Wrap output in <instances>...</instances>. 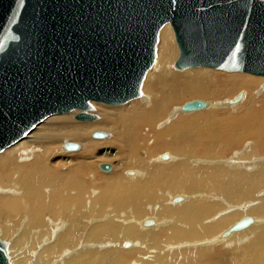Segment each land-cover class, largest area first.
Wrapping results in <instances>:
<instances>
[{"label":"bare ground","instance_id":"1","mask_svg":"<svg viewBox=\"0 0 264 264\" xmlns=\"http://www.w3.org/2000/svg\"><path fill=\"white\" fill-rule=\"evenodd\" d=\"M156 51L152 71L150 69L147 72L142 84L140 99L135 100L138 96L133 101L117 106L93 102V112L97 115L93 122L73 121L72 118L79 113L77 110L54 115L36 126L22 140L0 152V239L12 238L16 235L14 232L20 235L12 244L8 243L7 249L13 252L16 246L15 250L24 248L23 252H26L40 246L42 235L49 237L52 234L50 240L53 239L54 243L46 242V245L41 246L42 255L47 261H56L52 264H92L89 259L95 254L103 264H114L121 247V252L128 255L138 251L137 244H140V248L146 246V242H150L152 247L164 244L174 248V244L184 242L175 247L179 250L186 247L188 250H181L179 254H182L186 264H196L197 261H207L210 256L207 253L213 255L218 245H224L229 250L233 244H237L235 247L238 250L229 252L236 254V262L264 264V196H259L260 192L264 194V159H255L264 154V104L262 102V107L259 106V98V110L247 118H233L231 122L220 121L217 116L204 118L202 114L210 109L240 107L252 88L260 85V79L247 73L233 75L204 67L170 72L167 68L175 66L178 57L170 24L161 29ZM259 77L262 79V76ZM239 93L241 99L231 104ZM193 98L208 100V103L204 101L207 107L184 114L180 109L184 103L177 105ZM145 102L148 104L143 105ZM97 132L107 133L108 137L93 138ZM228 136H236L244 141L251 138L256 142L255 146L253 143L252 153L247 152L244 158L237 157L236 162H233L234 158L230 164H235L231 166L225 165L226 160L224 164H219L218 159H215L222 156L225 159L229 143L232 142L231 139L228 141ZM30 137L29 142H25ZM71 141L81 146L78 145L74 151H67L65 146ZM104 146L116 151L115 161L117 165L123 166L122 170L135 166L140 168L132 170L134 172L126 170L125 176L117 171L112 180H101L102 184L106 183L100 192L89 193L92 189L88 174L92 167L98 166L100 170L99 166L106 164L103 163L106 156H102L98 162L91 161L98 149ZM165 151L175 156H169ZM59 156L71 159L72 163L66 168L59 164L56 167L52 163ZM199 156L208 160L190 159ZM198 164L199 168H196L194 165ZM200 164L204 167H200ZM112 170L102 172L109 174ZM193 171H196L195 176ZM145 178L151 182H143ZM125 184L131 186L126 187ZM157 189L161 190L163 200L151 204L157 201ZM117 190L120 196H117ZM150 190H154V194H149ZM112 200L118 205L122 202V205L128 204L122 209H107ZM76 206L78 210L72 213ZM100 208L103 211H121L118 218L116 212L104 214L109 216L105 222L92 226L88 232L84 221L88 219L90 210L96 213ZM101 213L104 212L96 215ZM128 215L136 217V221L131 219L128 223V220H119L120 216L125 219ZM250 216L253 223L247 228L225 234L234 223ZM55 217L58 219L56 222L53 221ZM47 220L55 224L51 226ZM147 222L150 224L147 225ZM179 224L186 225L188 229H182ZM248 235L254 238L247 241ZM107 236L117 243L101 255L98 242L106 241ZM79 239L82 245L89 239L97 243L77 249L73 246ZM127 239L133 241V247V243L123 242ZM194 239L203 240V243H195L196 240L192 244L196 248L191 250L190 242L186 241ZM64 246L68 248L65 250ZM92 246L98 250L91 249ZM72 247L77 249L76 252L71 253L70 250L68 253ZM129 248L128 251L124 250ZM161 249L164 250V247ZM22 254V257L19 255L17 258L15 255L13 258L21 260L25 253Z\"/></svg>","mask_w":264,"mask_h":264},{"label":"water","instance_id":"2","mask_svg":"<svg viewBox=\"0 0 264 264\" xmlns=\"http://www.w3.org/2000/svg\"><path fill=\"white\" fill-rule=\"evenodd\" d=\"M166 24L179 52L177 69L264 77V0H0V152L54 115L77 110L75 120L89 122L96 119L91 103L137 98ZM206 107L195 99L180 109ZM252 223L244 217L225 234ZM0 264H8L2 240Z\"/></svg>","mask_w":264,"mask_h":264},{"label":"rangeland","instance_id":"3","mask_svg":"<svg viewBox=\"0 0 264 264\" xmlns=\"http://www.w3.org/2000/svg\"><path fill=\"white\" fill-rule=\"evenodd\" d=\"M174 35V34H173ZM174 40H175V38H174ZM158 43H159V40H158ZM176 49H177V45H176ZM157 50H158V44H157ZM177 51H178V49H177ZM178 55H179V52H178ZM156 56H157V51H156ZM156 58V57H155ZM178 58V57H177ZM177 60V59H176ZM174 64H175V62H174ZM174 68H175V66H172V67H168L167 69L170 71V72H178L179 70H181V69H175L174 70ZM199 68H203V67H199ZM186 69V68H185ZM188 69V68H187ZM189 69H197V68H189ZM203 69H206V68H203ZM207 69H210V68H207ZM213 70H215V69H213ZM151 71H152V69H151ZM217 71H219V72H221L220 70H217ZM223 73H227V74H236V75H240V74H245V73H239V72H234V73H232V72H224V71H222ZM247 75H250V74H247ZM250 76H253V75H250ZM253 77H256V78H259L260 79V81H259V86L257 87V88H252V90L249 92L250 94L247 96V99H245L244 101H242L240 104H241V106L240 107H238V105H237V107L235 106V108L233 109V107H224V108H222V109H214V110H212V109H210V111H205V113H202L203 114V116H204V118H211V117H219V118H217V119H219L220 121H229L230 120V122H231V119H233V118H241V117H243V118H247V117H249V115H251V113H253L254 111H257V110H259V106L260 107H262V105L264 104V77H262V79H261V77H259V76H253ZM239 91H242V89L241 90H238V91H236L231 97H233L236 93H238ZM245 93V92H244ZM142 94V91H141V93H140V95ZM259 95H261V96H259ZM231 97H228L229 99L231 98ZM151 98V97H150ZM260 98V100H261V102L260 101H257L258 99ZM138 99H140V96L137 98V99H135V100H138ZM147 99H148V97H147ZM195 99H199V100H203V101H205V102H207L208 103V100H206V99H203V98H193V99H186V100H184V101H182L180 104H178L177 106H179V105H182L183 103H185V102H188V101H192V100H195ZM220 100L222 99H226V98H219ZM227 100V99H226ZM133 101V100H132ZM139 103H140V101H138ZM257 102H260V105L258 106L257 105ZM262 102H263V104H262ZM143 104V103H142ZM146 104H148L147 102H145L143 105H146ZM239 104V105H240ZM259 104V103H258ZM92 106V105H91ZM227 111H226V110ZM232 109V110H231ZM79 113H80V111H78ZM89 113L90 114H92V115H94L95 117L97 116L94 112H93V108H92V110L91 111H89ZM217 115H216V114ZM247 113V114H246ZM181 114V113H180ZM183 114V113H182ZM184 114H186V113H184ZM201 114V115H202ZM215 115V116H214ZM72 120L73 121H77V120H75V118L73 117L72 118ZM77 122H81V121H77ZM93 122V121H92ZM231 124V123H230ZM168 124H166L165 126H167ZM100 133H102V132H100ZM102 134H104L105 136H107L108 137V134L107 133H102ZM36 136V135H35ZM107 137H105V138H107ZM229 138H228V141L230 140V142L231 143H229V151H227V153L225 154V159H224V156H222V157H216L215 159H218V163L219 164H221L222 162H223V164H224V161L226 160V164L225 165H228L229 164V166H231L232 164H230L231 162H232V160H234V158H235V160L233 161V162H236V160H238V158L237 157H239V158H244V156H245V154H247V152L248 153H252V148H253V143H254V146H255V144H256V142H253L252 141V139L251 138H247V139H245V141H244V139L242 140V138L241 139H239V137H236V136H228ZM33 138V137H32ZM236 138V139H235ZM31 139V137L30 138H28L25 142H29V140ZM91 139H92V136H91ZM232 139H234V140H232ZM248 139H250V140H248ZM93 140V139H92ZM105 140V139H104ZM237 140V141H236ZM234 141V142H233ZM238 141H241L240 143H238V144H236L235 142H238ZM252 141V142H251ZM72 143H76L77 145H79V146H81L79 143H77V142H73V141H71ZM243 143H244V145H243ZM250 143L252 144V145H250ZM233 144V145H232ZM232 145V146H231ZM246 145V146H245ZM234 146V147H233ZM244 147V149H242ZM232 149V150H231ZM238 149V150H237ZM240 149V150H239ZM241 149H242V151L244 152V154L242 153V151H241ZM250 149V150H249ZM231 150V151H230ZM236 150V151H235ZM246 152H245V151ZM62 151V153L64 152L63 150H61ZM238 151V152H237ZM240 151V152H239ZM169 156H172V155H174V154H172V152H170V151H165ZM162 153H164V152H162ZM161 153V154H162ZM158 154H160V153H158ZM106 156V160L105 161H103V163H106V164H109L112 168H113V170H112V172L111 173H109V174H106V173H103L102 171H100V170H98L97 169V167L96 168H94V167H92V171H91V173L90 174H88L89 175V186L91 187V189L92 190H90L89 191V189H88V191H89V193L91 192V191H93V192H100L101 191V189H103V187L105 186V183L104 184H102V179L103 178H106V181L108 180V179H110L111 178V180L113 179V177L114 176H116V174H117V171L119 172L120 171V175L121 176H125V172H126V170H129V171H131V172H134L135 170L134 169H137V168H140V166H135V167H130L131 169H125V170H122V165H117V163H116V161H115V155H116V151L115 150H110V148H107L106 146H104V147H102V148H100V149H98V151L95 153V157H94V159H93V161H91V163H93V162H98L99 161V159L102 157V156ZM175 156V155H174ZM198 156V155H197ZM228 156V157H227ZM253 156H256L255 154L253 155ZM232 157V158H231ZM191 158H193V159H191ZM206 161V160H208V158H204V157H200L199 156V158L198 157H190V159L191 160H198L199 159V161H200V159L202 160V161H204L203 159ZM222 158V159H221ZM188 160V161H190L191 162V160ZM215 159H214V162H216L217 163V160L215 161ZM249 159H252V158H249ZM255 159H264V154H262V155H259L257 158H255ZM222 160V161H221ZM230 160V161H229ZM211 161V160H210ZM213 161V160H212ZM227 161H229V162H227ZM67 162H69L68 164H65V163H67ZM214 162H212V163H214ZM246 162H250V163H253V162H251V161H246ZM72 163V161H71V159H67V157H62V156H59L58 158H56L55 160H54V162L52 163L53 165H55L56 167H57V165L59 164V165H61V167H67L69 164H71ZM100 164V163H99ZM235 164V163H234ZM233 164V165H234ZM203 164H200V167L202 166ZM192 166V165H191ZM194 166H196V168H199L198 166H199V164L198 165H194ZM209 166V165H208ZM215 166V165H214ZM202 167H204V166H202ZM67 170V169H66ZM132 170H134V171H132ZM139 170V169H138ZM242 170H244V167H243V169ZM196 171H193V175H194V173H195ZM198 174V172L196 173V175ZM127 175V174H126ZM195 176V175H194ZM142 181L144 182H151L150 180H147L146 178L145 179H142ZM125 186L126 187H130L131 185L130 184H125ZM154 190H150V192H149V194L151 193V194H154V192H153ZM156 192V196H157V201H155V202H153V203H151V204H154V203H157L158 201H162L163 200V197L161 196V190L160 189H157V191H155ZM89 193H87V196L86 197H88V194ZM116 194H117V196H120V193H119V191L117 190L116 191ZM91 195H92V193H91ZM90 195V196H91ZM97 195V194H96ZM100 196H101V194H99ZM107 196V195H106ZM259 196H264V194H262L261 195V192L259 193ZM121 202L123 201V200H120ZM123 203V202H122ZM122 203H119V205L117 204V202L116 201H114V200H112L111 202H110V204L109 205H107V209L108 208H114V209H118V207L119 208H123V207H125L124 205L126 204H128V203H124L123 205H122ZM221 203V202H220ZM120 206H122V207H120ZM74 208V207H73ZM78 206H76L75 207V211L74 212H72V213H76V211L78 210ZM107 211V213H105ZM106 211H103L101 208H100V210L99 211H96V213H95V211H93V212H91V210H90V214H89V216L87 217L88 219L87 220H85L84 221V223H85V225H86V228H88V232H89V230H90V228L92 227V226H94V225H96V224H102V223H104L105 222V218H108L109 216H106V215H104V214H110L111 212H116L117 214H118V216H117V218L119 217V213H120V211L121 210H106ZM100 212H104V213H101L100 215H96V214H99ZM122 215V214H121ZM48 216V215H47ZM49 217H50V215H49ZM121 218H119V220H125L126 222H127V220H128V223L131 221V219H133L134 221H136L135 220V218H133V217H131L130 215H128V216H126L127 218H125L124 219V217L122 218V216H120ZM131 217V218H130ZM147 217H150V216H147ZM152 217V216H151ZM251 217V216H250ZM253 217V216H252ZM172 218V217H171ZM254 218V217H253ZM48 219V218H47ZM50 219H51V217H50ZM56 217H55V219L53 220L54 222H56ZM130 219V220H129ZM145 219V218H144ZM118 220V221H119ZM137 220H140V219H137ZM141 220H143V219H141ZM48 221V220H47ZM46 221V222H47ZM57 221H58V219H57ZM133 221V222H134ZM49 223H50V221H48ZM47 222V223H48ZM125 222V223H126ZM48 223V224H49ZM51 224V226H52V224H55V223H50ZM120 224H123V222H120ZM47 225V224H46ZM56 225H59V227H60V224H56ZM119 225V224H118ZM65 226H66V224H65ZM179 227H181L182 229H188L187 228V226L186 225H184V224H179L178 225ZM138 228H140L139 227V225H138ZM151 228H153V227H151ZM150 228V229H151ZM140 229H142V228H140ZM53 231H54V226H53V229H52ZM145 230V229H144ZM159 230V229H158ZM157 230V231H158ZM156 231V232H157ZM88 232H87V234H88ZM15 236H13L12 238L10 237V238H8V239H2V241H6L7 242V246H8V243L10 244H12L13 243V241L15 240V239H17V238H19L18 236H20V235H18L19 233H16V232H14L13 233ZM12 234V235H13ZM18 235V236H17ZM46 234H44V235H42L41 236V239L39 240V243H40V241L42 242L41 244H40V246H37V248L36 247H34V248H31V250H28V251H26V252H23L24 251V248H17V250H15V248H16V246H15V248L14 247H11V248H14L13 249V252L11 251V250H9V249H7V257H8V255H10L9 257H8V264H52L53 262H56L55 260L54 261H52V263L51 262H48L47 261V259L44 257V255H42V249L43 248H41V246H44V245H46L47 243L46 242H48V244H52V242H53V239H51L50 240V238H51V235L52 234H50V236L48 237V235H46ZM42 237H43V239H44V241H43V239H42ZM48 237V238H47ZM248 240L247 241H250V240H252V238H254L253 236H249L248 235ZM1 240V239H0ZM19 240V239H18ZM48 240H50V241H48ZM106 241H104V242H102V243H100V242H98L99 243V249L101 250V252H100V254L101 255H103L104 254V250H106V249H108V248H110V247H112V248H114V243H117V242H114L113 243V240H111L110 238H109V236H107V238L105 239ZM117 240V239H116ZM197 240V241H196ZM16 241V240H15ZM80 241V239L77 241V243H76V246H73V247H76L77 249L79 248H83L84 247V245L86 246V245H90V244H93V243H97V242H94V241H91V239H89V241H87V242H85L84 241V243H83V245L81 244V242H79ZM110 243H109V242ZM118 241V240H117ZM130 242V243H133V241L132 240H129V239H127V240H125V241H123L124 243L125 242ZM196 241V242H195ZM79 242V243H78ZM187 243H189L190 242V246H192V244H194L193 242H195V243H197V242H200L199 244H201V243H203V240L201 241V240H198V239H194V240H192V241H186ZM44 243H46V244H44ZM54 243V242H53ZM113 243V244H112ZM148 243L150 244V245H148ZM181 243H184V242H178L177 244H174L175 246H178L179 244H181ZM77 244H78V246H77ZM79 245H80V247H79ZM113 245V246H112ZM133 245H134V243L131 245L132 247H133ZM145 245L146 246H143V245H141V246H143V248H140V244H137V246H136V249H138V251H134L133 253H131V254H128V255H125L124 254V252H121V250L123 249V247H121V250H116V251H118V252H120V255H119V257H121V258H119L118 257V259H116L115 260V262L116 263H114V264H156V263H158V264H186L185 263V261L183 260L184 258L182 257V254L180 253L179 254V252L181 251V250H188L186 247H183V248H181L180 250L177 248V247H175L174 246V248H171L170 246H172V245H165L164 246V244H161V245H155L156 247H152L151 246V243L150 242H146L145 243ZM130 246V247H131ZM162 246L164 247V250L163 249H161L162 248ZM199 246H201V245H197V247H199ZM235 246H237V244H233L231 247L232 248H229V250L227 249V247L226 246H224V245H218L216 248H217V251H216V253H215V251L212 253L213 255H211V254H208L207 253V256L208 255H210L209 256V259H208V257H206V259H208L207 261H200L199 263H198V261H197V263L196 264H216V263H219V264H242L243 262H236V260H235V258H236V254H234V255H232V254H230L229 252L230 251H232V250H238V249H236V247ZM64 247H66L65 248V250L68 248L67 246H64ZM72 247V248H73ZM131 247V248H132ZM69 249L68 250V253L70 252V250H71V253L72 252H76L75 251V249L76 248H73V249ZM97 247L96 246H92L91 247V249H96ZM120 248V247H119ZM131 248H129V249H124L125 251L127 250H130ZM157 248V249H156ZM184 248H186V249H184ZM189 248H191V250H192V248L194 249V248H196L195 246H192V247H189ZM19 249H20V251H19ZM76 249V250H77ZM90 249V250H91ZM115 249H118V247L117 248H115ZM159 249V250H158ZM169 249H171V250H169ZM218 249H220V253H218ZM227 249V250H226ZM9 250V251H8ZM73 250V251H72ZM96 250H98V249H96ZM169 250V251H168ZM172 250H174L173 252H172ZM226 250V251H225ZM11 251V252H10ZM143 251V252H142ZM152 251V252H151ZM154 251V252H153ZM157 251V252H156ZM164 251V252H163ZM221 251H223L222 253H221ZM224 251H225V253H224ZM10 252V254H8ZM18 252V253H17ZM20 252H22V253H25V255H24V258L23 259H21V260H18V259H16L15 257H20L21 256V254H20ZM138 252H140V253H142V255L141 254H139ZM159 252V253H158ZM163 252V253H162ZM167 252V253H166ZM182 252V251H181ZM226 252H228L227 254H226ZM152 253V254H151ZM169 253V254H168ZM209 253H211V252H209ZM121 254H123V255H121ZM167 254V255H166ZM177 254V256H175V255ZM203 254H205V253H203ZM217 254H220V255H218V257L217 256H215V255H217ZM222 254V255H221ZM224 254V255H223ZM16 255V256H15ZM20 255V256H19ZM23 255V254H22ZM89 255V254H88ZM90 255H93V254H91L90 253ZM148 255V256H147ZM160 255V256H159ZM163 255V256H162ZM164 255H166V256H164ZM206 255V254H205ZM13 256H15L14 258H13ZM46 256V255H45ZM93 256H95V257H90V261L92 262V264L93 263H95V264H103L102 263V261L99 259V256L97 255V254H95V255H93ZM197 256V255H196ZM220 256V257H219ZM233 256V257H232ZM12 257V258H11ZM22 257V256H21ZM123 257V258H122ZM150 257V258H149ZM172 257V258H171ZM173 257L175 258V259H173ZM182 258V260H181V258ZM88 258H89V256H88ZM141 258V259H140ZM189 258H191V256H189ZM163 259V260H162ZM173 259V260H172ZM180 259V260H179ZM37 260V262L36 263H34V261H36ZM94 260H96L95 262H93ZM218 261V262H216L215 263V261ZM219 260H222V261H226V262H220ZM183 261V262H182ZM168 262V263H167ZM245 262H246V260H245ZM249 262L247 261L246 263H243V264H248ZM111 264H112V262H111ZM192 264V263H191Z\"/></svg>","mask_w":264,"mask_h":264}]
</instances>
